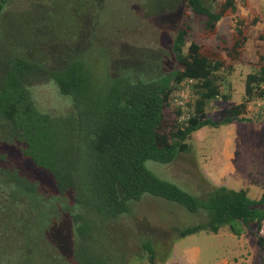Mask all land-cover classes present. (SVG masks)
<instances>
[{
	"label": "trees",
	"instance_id": "trees-1",
	"mask_svg": "<svg viewBox=\"0 0 264 264\" xmlns=\"http://www.w3.org/2000/svg\"><path fill=\"white\" fill-rule=\"evenodd\" d=\"M6 1L0 0V30L7 23L6 12H10L3 10ZM102 1L69 3L75 7L70 9L73 25L63 24L62 38L47 35L60 26L50 22L55 8H33L32 24L17 36L16 50L0 68V128L8 130L1 144L17 152L7 157H13L11 164L32 163V241L45 237L44 230L37 234L41 229L61 227L64 222L78 235L88 228L82 221L90 213L91 217L96 214L114 220L130 211V201L149 194L174 201L188 212L204 213V222L177 230L180 238L201 230L217 233L224 225L240 235L255 226L252 233L264 260V237L260 234L264 190L255 199L243 188L223 185L195 194L158 177L145 165L147 160L172 163L190 150L187 140L203 127L250 121L245 116L249 103L264 99V63L246 74L243 100L231 106L221 120L209 117L206 107L222 95L225 74L232 68L219 52L196 42L184 49L186 24L176 31L168 49L119 48L107 81L99 84L85 54L94 47ZM215 3L219 10L212 9ZM186 6L205 17V29L211 34L228 9L236 10L235 0H187ZM247 39L241 26H236L231 44L219 37L222 46L219 43L218 48L229 60H236ZM50 81L60 95L71 100L67 121L74 117L75 122L68 132L58 128L57 118L38 111L31 101L28 88L32 82ZM182 82L190 86V99L177 106L170 97ZM262 108L264 104L257 105L254 119L261 118ZM79 152L84 154V162L76 164ZM13 180L12 199L30 195ZM6 181L0 179L4 187ZM58 218L61 223L56 224ZM142 246L155 264L152 237H144Z\"/></svg>",
	"mask_w": 264,
	"mask_h": 264
},
{
	"label": "rangeland",
	"instance_id": "rangeland-1",
	"mask_svg": "<svg viewBox=\"0 0 264 264\" xmlns=\"http://www.w3.org/2000/svg\"><path fill=\"white\" fill-rule=\"evenodd\" d=\"M176 1L103 0L98 10L94 47L85 54L90 72L97 83L104 84L119 48L135 45L168 49L176 31L186 24L189 30L184 49L190 42H196L219 52L226 65L232 68L225 74L221 85V94L227 95L228 99L220 95L206 107L209 117L221 120L231 106L243 100L246 74L264 63V0H249L253 5L248 0H235L236 10L228 9L212 34L205 29V17L194 14L186 6L187 0ZM37 2L7 0L4 4L3 10L10 12H6L7 23L0 30V68L5 58L16 50L17 36L26 25L32 24L33 8H55L56 13L50 22L58 23L60 29L54 27L47 32L50 37L62 38V26L73 25L70 9L75 7L69 3L73 4L75 0ZM215 5H211L212 9L219 10V5ZM236 26H241L248 39L241 57L229 60L225 51L218 48L219 43L222 46L219 37L231 44ZM28 91L38 111L57 118L58 128L62 131L72 129L75 118L67 121L71 100L60 95L53 82H32ZM189 99L190 86L182 82L171 95L170 102L178 106ZM257 112L256 102L251 101L245 114L250 121L235 120L219 127H203L187 140L190 150L180 153L172 163L147 160L145 165L158 177L191 193L200 194L211 186L223 185L232 189L243 188L250 198H259L264 190V117L254 119ZM7 137L8 130L0 128V179L7 180L5 187L0 182V264H153L142 246L146 236L152 237L155 264H222L216 261L225 257L229 263L235 264L234 259H237L241 247L249 255L243 264H264L252 233L255 226L242 232L241 241L236 240L228 225L217 233L201 230L180 238L177 230L204 222V213L188 212L174 201L149 194L143 195L139 201H130V211L114 220H105L96 214L91 217L90 213L82 221L88 228L78 235L72 232L68 223H61L58 218L55 222L61 223L62 229L54 225L41 229L37 234L41 235L44 230L45 237L32 241V163L24 160L18 166L17 163L11 164L13 157H7L17 152L1 144ZM83 157L84 154L79 152L75 163L84 162ZM13 179L18 180L22 184L19 187L30 195H21L15 202L11 197L15 191L11 188H16L11 183ZM260 234L264 237V225Z\"/></svg>",
	"mask_w": 264,
	"mask_h": 264
},
{
	"label": "crops",
	"instance_id": "crops-1",
	"mask_svg": "<svg viewBox=\"0 0 264 264\" xmlns=\"http://www.w3.org/2000/svg\"><path fill=\"white\" fill-rule=\"evenodd\" d=\"M248 2H250L248 0ZM252 2H250L251 4ZM253 5V3H252ZM256 104H264V99H260V100H256L255 101ZM234 122V121H233ZM231 124V123H230ZM244 233V232H243ZM236 236V240H239L241 241L242 237H243V234L241 233L239 236L238 235H235ZM240 250V251H239ZM247 250L243 249V247L239 248L238 251H237V259H234V262L235 264H243V262L245 261H248V259H245V257L247 256V258L249 257V255H247ZM236 255V254H235ZM184 256V255H183ZM226 258V257H225ZM222 258L221 261H216L217 263H220L222 262V264H231L229 263L230 261L226 258ZM217 260V259H216ZM219 260V259H218ZM232 260V259H231Z\"/></svg>",
	"mask_w": 264,
	"mask_h": 264
},
{
	"label": "built area",
	"instance_id": "built-area-1",
	"mask_svg": "<svg viewBox=\"0 0 264 264\" xmlns=\"http://www.w3.org/2000/svg\"><path fill=\"white\" fill-rule=\"evenodd\" d=\"M259 115H260L261 118L264 117V108L260 109Z\"/></svg>",
	"mask_w": 264,
	"mask_h": 264
}]
</instances>
